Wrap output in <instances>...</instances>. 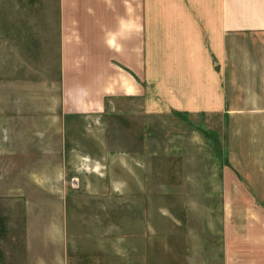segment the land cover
<instances>
[{"label": "crops", "instance_id": "obj_1", "mask_svg": "<svg viewBox=\"0 0 264 264\" xmlns=\"http://www.w3.org/2000/svg\"><path fill=\"white\" fill-rule=\"evenodd\" d=\"M59 8V86L41 108L57 124L56 160L40 154L34 134L41 116L24 110L42 91L28 82L22 94L17 78L0 79L1 105L10 110L0 113V264L125 262L105 254L114 233L106 232L100 210L74 212L79 220L70 223L68 185L59 174L68 166L75 115L102 112L110 102L114 119L129 121L130 163L145 170L135 178L152 196L143 200L168 202L173 194L184 220L177 229H160L156 259L151 246L153 258L128 262L264 264V0H61ZM20 97L28 100L17 107ZM155 116L192 129L187 145L200 146L193 163L219 171L206 179L210 191L182 193L177 187L189 179L154 177L159 161L186 169L181 150L167 152L177 154L172 163L166 150L138 160V139L152 137ZM114 137L122 144V133ZM37 172L46 179L36 181Z\"/></svg>", "mask_w": 264, "mask_h": 264}, {"label": "rangeland", "instance_id": "obj_2", "mask_svg": "<svg viewBox=\"0 0 264 264\" xmlns=\"http://www.w3.org/2000/svg\"><path fill=\"white\" fill-rule=\"evenodd\" d=\"M60 3L61 0H0V79L5 78L6 82L8 80L11 82V78H17L14 82H20L19 91L22 90L24 83L28 82L35 89L37 88L36 90L42 91V98L34 92L36 94L32 97L34 100L24 106V110H28L29 115L41 116L42 120L40 123H36L34 135L36 140L40 139L42 144L41 156L43 158L50 157L51 155L48 154L52 153L53 160L57 159L55 153L57 124L53 123L49 117H44L47 113L43 114L41 108H44L46 100H49L50 93L56 92L59 86V59L62 48L59 41L58 19ZM73 12L74 14L79 13L78 10ZM95 12L97 13V11ZM78 44L79 42H74V46ZM78 49L75 51L78 52ZM7 75L11 78L8 79ZM36 79H39L41 83L37 84ZM5 88V96L9 97L8 90L10 88ZM27 89L35 91L34 88ZM21 92L25 94V91ZM2 96L3 88L0 84V99ZM52 96L55 97V93ZM40 99L41 102H37ZM27 100L20 97L17 102L13 103L18 107ZM113 111L114 106L110 102L105 105L102 112H91L83 116L75 115L73 145L68 144V166L66 171L63 170L59 174L68 185L64 189L70 223L76 226L77 220H79L74 216L71 217L74 212L100 210L106 232L114 233V237L109 240L115 245L110 247L109 243L105 247L106 256L116 258L118 261H125L120 264H136L128 261L137 262L144 257L153 258L151 246L156 259V255L160 254L162 249L160 229H177L178 226L184 225V220L172 205L178 203L170 201L176 198V196H172L173 194H167L168 202L151 200L146 204L147 201L143 200L152 199V196L145 195L146 187L140 186L135 178L136 174L145 170L130 163V157H135V155L129 152L128 147L129 121L115 120ZM9 112V107L1 105L0 100V113L7 114ZM122 119H124L123 115ZM144 121L139 116L138 125L143 124ZM150 121L153 124L152 137L147 142H139L138 139V160L146 161V158L152 154L157 156L166 150L164 155L171 156V158L167 157V162L172 163L175 161L172 157L176 158L177 154L167 152L181 150L187 165L186 169L172 170L171 165L159 161L156 162L154 177L160 178L161 181L162 178L166 179L169 183H172V176L189 179V181L186 180V185L177 187V191L182 193L210 191L211 187L206 179L212 175L217 176L219 171L198 169L199 165L193 163V159H197L195 151H198L200 146L187 145L194 140L192 129L189 130L188 126L177 119L162 116H155L154 120ZM116 131L119 135L122 133V144L119 143V139L114 137ZM68 133L71 134L69 131ZM69 134L68 136H70ZM203 136L209 139L210 134L203 131ZM69 140L70 137H68L67 143ZM146 145L148 146L146 147ZM207 156L210 157V154ZM62 159L63 162L67 159L64 152ZM175 165L177 166V163ZM129 167H132V171ZM35 174L34 178L38 182L46 179L41 172ZM142 176L139 174L138 177ZM198 178H202L201 185H193L192 180ZM130 189L132 193H129ZM153 191L154 194H159L161 188L154 185ZM113 193H123V196H116ZM133 236L140 239H133ZM117 249L120 250L118 254L114 251Z\"/></svg>", "mask_w": 264, "mask_h": 264}]
</instances>
